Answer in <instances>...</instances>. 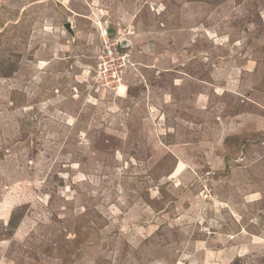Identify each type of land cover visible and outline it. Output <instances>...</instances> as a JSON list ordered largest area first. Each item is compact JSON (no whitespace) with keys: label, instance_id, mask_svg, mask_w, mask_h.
Wrapping results in <instances>:
<instances>
[{"label":"rangeland","instance_id":"rangeland-1","mask_svg":"<svg viewBox=\"0 0 264 264\" xmlns=\"http://www.w3.org/2000/svg\"><path fill=\"white\" fill-rule=\"evenodd\" d=\"M16 59L0 264H264V0H0Z\"/></svg>","mask_w":264,"mask_h":264},{"label":"built area","instance_id":"built-area-1","mask_svg":"<svg viewBox=\"0 0 264 264\" xmlns=\"http://www.w3.org/2000/svg\"><path fill=\"white\" fill-rule=\"evenodd\" d=\"M99 27V37L102 39L103 50L102 55L100 56V60L103 61L99 65L102 67H108L110 72H112V83L121 86L122 77L124 79V73L126 68L130 65V53L126 51H120L118 46H120L119 42L115 41L113 38H110V30L108 28H102L101 25ZM104 55V56H103ZM104 58V59H103ZM106 68H104V71Z\"/></svg>","mask_w":264,"mask_h":264},{"label":"trees","instance_id":"trees-1","mask_svg":"<svg viewBox=\"0 0 264 264\" xmlns=\"http://www.w3.org/2000/svg\"><path fill=\"white\" fill-rule=\"evenodd\" d=\"M124 51V50H123ZM17 59L11 62H2L0 63V73L4 78H10L16 71L17 68Z\"/></svg>","mask_w":264,"mask_h":264},{"label":"water","instance_id":"water-1","mask_svg":"<svg viewBox=\"0 0 264 264\" xmlns=\"http://www.w3.org/2000/svg\"><path fill=\"white\" fill-rule=\"evenodd\" d=\"M67 28L69 29V25H67Z\"/></svg>","mask_w":264,"mask_h":264},{"label":"bare ground","instance_id":"bare-ground-1","mask_svg":"<svg viewBox=\"0 0 264 264\" xmlns=\"http://www.w3.org/2000/svg\"><path fill=\"white\" fill-rule=\"evenodd\" d=\"M124 90V89H123Z\"/></svg>","mask_w":264,"mask_h":264}]
</instances>
